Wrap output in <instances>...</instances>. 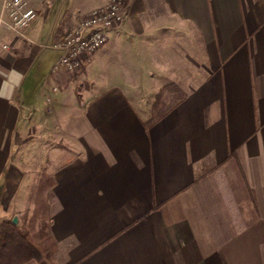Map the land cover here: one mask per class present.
Masks as SVG:
<instances>
[{"label":"crops","instance_id":"1","mask_svg":"<svg viewBox=\"0 0 264 264\" xmlns=\"http://www.w3.org/2000/svg\"><path fill=\"white\" fill-rule=\"evenodd\" d=\"M67 2L0 26V211L53 115L55 264H264V0H126L79 95L50 74Z\"/></svg>","mask_w":264,"mask_h":264},{"label":"built area","instance_id":"2","mask_svg":"<svg viewBox=\"0 0 264 264\" xmlns=\"http://www.w3.org/2000/svg\"><path fill=\"white\" fill-rule=\"evenodd\" d=\"M44 0H2L0 7V26L24 35L38 16L35 2ZM126 0H105L82 18H78L54 42L52 47L59 50L50 74H77L87 57L103 47L109 40L111 31L122 25L126 17ZM4 47H9L4 44ZM58 90V86H54Z\"/></svg>","mask_w":264,"mask_h":264},{"label":"trees","instance_id":"3","mask_svg":"<svg viewBox=\"0 0 264 264\" xmlns=\"http://www.w3.org/2000/svg\"><path fill=\"white\" fill-rule=\"evenodd\" d=\"M160 96L161 92L155 103ZM54 184V175L43 172L31 190L33 208L21 214L17 223L12 218L0 223V264H55L58 244L51 231L48 194Z\"/></svg>","mask_w":264,"mask_h":264},{"label":"rangeland","instance_id":"4","mask_svg":"<svg viewBox=\"0 0 264 264\" xmlns=\"http://www.w3.org/2000/svg\"><path fill=\"white\" fill-rule=\"evenodd\" d=\"M99 1L100 0H68L67 4L70 11L79 15V18H82L93 8L103 4H98ZM95 53L87 57L79 73H61L57 76V78L61 80L60 88L70 85L77 95H79V92H84L90 86V81L85 77L86 69L89 63H91ZM103 78L104 76H100L99 74L96 82L97 87L104 86V82L102 83ZM150 85L151 84H147L148 91ZM55 121L53 115L49 116L46 119L47 124L45 123V126L47 125L46 129L33 131L28 136V133H24V138L19 139V144L13 147L12 152L14 155L12 156V159L18 163L17 165L19 168H22L28 177L25 179V182L22 185L23 187L19 191V204H17L14 209H11L7 215H4L5 212L0 211V223L5 217L6 219H13L14 216L18 217L17 222H19V216L27 209L33 208L34 200L31 197L32 188L38 184L43 172L51 174L49 171L50 164H48L49 156H53L54 151L52 149L58 145L56 138L57 135L53 131V127L57 124Z\"/></svg>","mask_w":264,"mask_h":264},{"label":"water","instance_id":"5","mask_svg":"<svg viewBox=\"0 0 264 264\" xmlns=\"http://www.w3.org/2000/svg\"><path fill=\"white\" fill-rule=\"evenodd\" d=\"M12 220H13L14 223H17L18 217L14 216Z\"/></svg>","mask_w":264,"mask_h":264}]
</instances>
